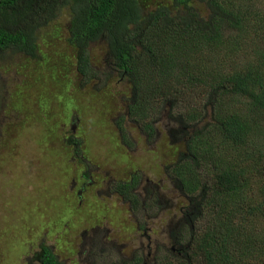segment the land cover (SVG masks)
<instances>
[{
    "label": "rangeland",
    "instance_id": "1",
    "mask_svg": "<svg viewBox=\"0 0 264 264\" xmlns=\"http://www.w3.org/2000/svg\"><path fill=\"white\" fill-rule=\"evenodd\" d=\"M252 5L257 14L264 15V0H252ZM262 26L250 32L260 45H264ZM68 28L69 15L64 11L40 30L36 58L7 52L0 59V264H36L32 255L42 244H52L63 264H76L78 257L83 264L90 258L93 264L110 260L113 264H144L147 243L133 240L136 228L131 217L141 226L154 225L172 205L170 216L163 215L157 222L167 231L155 233V251L147 256V264H186V253L171 249L168 226L175 228L180 223V209L201 208L188 206L175 185L169 196L173 203L161 204L166 182H176L174 164L186 152V145L177 141L179 131L172 138L177 146L169 141L171 130L177 128L167 118L171 110L161 101L157 105L150 101L140 105L144 118L137 110L131 112L136 106L131 102L132 83L116 75L104 42L90 49L92 72L83 77ZM224 29V40L230 45L239 33ZM248 39L241 41L252 44L254 40ZM155 78L142 76L140 89L148 84L143 82ZM182 105L185 108L187 103ZM151 122H157V133L146 131ZM180 136L185 139L184 134ZM72 139L80 146L71 147ZM85 172L97 182L88 190L83 188ZM199 174L205 183L210 182L206 172ZM144 175L157 185L164 182L153 197L144 193ZM104 178L116 182L113 192L118 185L135 182L133 194L144 197L139 196L132 208L123 205L112 191L98 192ZM183 217L189 219L186 213ZM194 227L197 232L205 226L194 223ZM174 234L179 239L176 244H190V229L184 221Z\"/></svg>",
    "mask_w": 264,
    "mask_h": 264
},
{
    "label": "trees",
    "instance_id": "2",
    "mask_svg": "<svg viewBox=\"0 0 264 264\" xmlns=\"http://www.w3.org/2000/svg\"><path fill=\"white\" fill-rule=\"evenodd\" d=\"M253 9L252 0L0 1V59L36 58L40 30L65 11L83 77L92 72L90 49L104 42L116 75L132 83L131 112L144 118L140 105L150 101L171 110L186 145L174 184L188 206L201 208L191 210L190 244L180 250L186 264H264V45L250 36L264 28V15ZM224 27L239 33L230 45ZM248 37L250 45L241 41ZM144 75L156 78L140 89ZM145 128L156 133L155 122ZM131 183L121 186L126 194ZM194 223L205 227L196 232ZM48 245L31 261L63 264Z\"/></svg>",
    "mask_w": 264,
    "mask_h": 264
},
{
    "label": "flooded vegetation",
    "instance_id": "3",
    "mask_svg": "<svg viewBox=\"0 0 264 264\" xmlns=\"http://www.w3.org/2000/svg\"><path fill=\"white\" fill-rule=\"evenodd\" d=\"M82 178H83V181H84V184H83L84 187L83 188L85 190H88L89 188L94 187L96 185V183H97L96 181L93 180V178L91 177V175H90L89 172H85L83 174ZM144 179H146V182H147V185H146L147 187L145 186V188H144L145 191H146L144 193L147 196L150 195L151 197H153V196H155L156 190L158 188L162 189L161 184H163L164 182H160V184L157 185L155 182H153V181L149 180L148 178H146V176L144 177ZM113 184L116 185V182L115 181L113 182L112 180H109L108 181L106 178H104L103 181H102V183H101V186H99V187L97 186L98 187V192H106V193H108L109 191H112V194H117L120 198L123 197V196L133 195V192H132V190H133L132 184H135V182H132L130 184L131 188H130L128 194H126V192H125V189L126 188L125 187H121L123 184L122 185H118V191L117 192H113V187L115 186V185L113 186ZM166 185H167V188H166V191H165V194L166 195H165L164 198L161 199V204H165V203H168V202H172L173 203V199L172 198H169V196H173V192H174L173 190H174V185L175 184H174L173 181L168 180L166 182ZM148 186H149V188H148ZM175 187H177V186L175 185ZM139 194H140V196H143L144 197L143 194H141V193H139ZM179 197L185 199L182 196L181 193H180ZM143 201H144V198H143ZM123 205H125V204H123ZM130 207L132 208V207H134V205H130ZM143 207H144V210L147 212V210L145 209V205L144 204H143ZM127 209L132 214V211L129 208H127ZM172 209H173V205L171 206V211H168V213H163L162 212L161 215L158 216L156 218V220L153 222L155 224L154 225H150V226L147 223H145L143 226H141L139 223H137L135 221V219H133V217L130 216L131 219L135 222V228H136V236L134 237L133 240L136 243H139V244H141V242H143V241L147 243L146 245H147L148 252L146 251V254H144V256H145V258H144L145 259L144 260L145 261L144 264H147V261H148V257L147 256H151L150 253H151V251L154 250L153 249V247H154V242L153 241H154V237H156L155 233L162 232V231L163 232L167 231L164 227L161 228V225L159 223H157V222L164 219L162 217L163 215H165L166 217L170 216V213H172ZM185 211H187V207L184 210L180 209V218H181V220H180V223H178V224L175 225L176 226L175 228H174V225L173 226H168V239L172 243L171 249L172 250H175V251H178V252L180 250H183L184 248L182 247L183 245H179L181 248H179V246L177 247V245H176V241L177 240H175V237H174V230L176 229L179 232V228L182 226V221H184V225L190 226V224H191V217L193 215V213L191 212V210H189L187 212H185ZM185 213H186V217H188L189 219H186L185 217L182 218V214H185ZM174 217H176V215ZM171 218H173V214H172V217ZM108 226L109 225H107V227ZM108 231L110 233L112 230H108ZM97 233L100 234V232H97ZM96 236H98V235H96ZM96 236H94V238H96ZM106 237L107 236H105V238ZM94 238L90 241L91 247H92V245L95 242V239ZM165 242L167 244L168 241L166 240ZM160 243L163 244V245H166L165 243H162V242H160ZM103 244H110V243L107 242V241H105V240H103ZM135 248L138 251L140 250V246H137ZM98 252H100V250ZM141 252H143L142 249H141ZM82 260H83V258L78 257V259H75V263L76 264H83V261ZM105 262H106V264H113V262L111 260H110V263H109V261H105ZM86 264H93L92 259L91 258L88 259V261H86Z\"/></svg>",
    "mask_w": 264,
    "mask_h": 264
},
{
    "label": "clouds",
    "instance_id": "4",
    "mask_svg": "<svg viewBox=\"0 0 264 264\" xmlns=\"http://www.w3.org/2000/svg\"><path fill=\"white\" fill-rule=\"evenodd\" d=\"M170 121H172V120H170ZM155 124H157V122L155 123ZM157 133V132H156ZM173 133H175V130L174 131H172L171 130V132H170V134H169V141L171 140V144H172V138L174 137V135H173ZM173 145V144H172ZM134 196L135 195H139L140 196V194L139 193H136V194H133ZM133 195H130V196H123V197H121L122 198V201L125 203V205H128V206H130V205H132L133 203L136 205V202L134 201L135 199H137V198H135V199H133L132 201H130V199L132 198V197H134ZM81 197H82V194H81Z\"/></svg>",
    "mask_w": 264,
    "mask_h": 264
},
{
    "label": "water",
    "instance_id": "5",
    "mask_svg": "<svg viewBox=\"0 0 264 264\" xmlns=\"http://www.w3.org/2000/svg\"><path fill=\"white\" fill-rule=\"evenodd\" d=\"M1 1V0H0ZM181 253V251H179Z\"/></svg>",
    "mask_w": 264,
    "mask_h": 264
}]
</instances>
